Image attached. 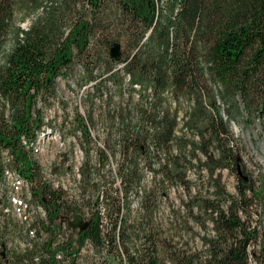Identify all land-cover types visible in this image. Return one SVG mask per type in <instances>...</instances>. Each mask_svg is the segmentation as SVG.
<instances>
[{
  "label": "trees",
  "instance_id": "16d2710c",
  "mask_svg": "<svg viewBox=\"0 0 264 264\" xmlns=\"http://www.w3.org/2000/svg\"><path fill=\"white\" fill-rule=\"evenodd\" d=\"M59 1L64 10L53 11ZM106 1L85 0L88 12L80 11L67 27L62 20L72 0H0V97L10 108L8 118L5 110L0 113V151L10 155L8 163L0 161V181L7 170L19 173L28 181L33 201L46 211L32 225L37 237L43 232L45 238L23 255L12 256L20 264H264V216L251 224L253 200L264 204V188L256 190L237 168L230 130V122L243 111L250 117L245 122L264 117V0H113L125 22L124 33L105 39L106 67L94 75L90 51ZM32 17L27 29L19 25ZM122 36L123 50L112 59L107 49L112 42L121 43ZM76 58L91 63L86 81L93 89L111 82L122 96L127 79L131 90L124 105L106 107L107 120L120 128L110 154L103 151L99 158L104 166L119 147L121 162L117 171H109L121 180L120 189L107 187L102 179L94 182L95 167L82 166L83 200L88 187L97 194L80 205L43 178L32 146L46 126L45 109L57 97V79L67 77ZM132 91H137L136 101ZM166 93L175 103L172 111ZM183 97L189 109L182 126L196 130L197 140L193 135L183 138L179 153L171 157L179 125L176 104ZM129 102L131 110L126 109ZM76 120L88 136L93 113L86 117L77 111ZM196 150L204 157L198 158V170L204 169L211 181L207 194L195 192L186 179ZM140 157L161 179L137 195L141 213L133 219L123 212L142 176ZM222 169L237 176L235 193L222 183L217 172ZM166 184L186 190L182 207L201 230L200 247L189 246L177 233L164 235L152 222L155 197L162 196ZM86 207L89 213L83 211ZM76 214L85 220L89 214L84 229L69 226Z\"/></svg>",
  "mask_w": 264,
  "mask_h": 264
},
{
  "label": "rangeland",
  "instance_id": "374dc122",
  "mask_svg": "<svg viewBox=\"0 0 264 264\" xmlns=\"http://www.w3.org/2000/svg\"><path fill=\"white\" fill-rule=\"evenodd\" d=\"M105 3L107 4L106 10L98 14L96 18L97 35L94 38L90 51L91 59L94 60V75H98L106 67L104 64L105 39L114 38L118 34L122 35L125 29V22L114 1L108 0ZM71 5L72 8L65 9V15H63L62 20V23L67 25V27L73 23L80 11H84V13L88 12L87 9L83 8V5L85 8L88 6L85 0H75L74 3L72 0ZM54 6L53 11L61 12L64 10L63 2L59 1ZM46 10L44 9V12ZM39 14H42V10H39ZM33 18L19 22V25L27 29ZM120 40V50H123V36ZM108 52L109 48L107 49V54ZM3 60L4 55H0V63ZM89 64L91 63L82 58H76L73 66L66 70L67 77H59L57 79V97L51 99V104L45 109L46 126L43 132H40L38 140L34 143L33 152V158L41 166L40 173L43 178L54 186L59 184L64 188L66 187L69 199L77 201L78 205L81 203L87 204L97 194L95 188L88 187L86 188L85 200H83L82 186L80 188L82 166H85V168L90 166L95 167L92 171L94 182L102 179V183L106 184L107 187L113 188L115 186V188L120 189L121 183L114 185L112 174L109 171L110 167L117 171L121 162V155L118 152L119 147L115 146L113 151H116V154L113 156L109 155V161L105 162L104 166L102 163H99V158L103 151L110 154L120 128L116 124H110L107 120L106 107H112L117 103L124 105L130 90L127 79H125L122 86V96L119 94L121 88L119 89L117 85L111 82H105L100 88L93 89L91 87L93 83L86 81L88 77L86 67L89 66L88 68H90ZM132 92L131 99L132 101H136L137 91ZM166 95L172 111L175 103L171 99L170 93H166ZM176 106L178 108L179 125L176 132L177 141L173 144H176V146L172 147L169 151L171 157L175 153H179L183 138L188 139L193 135L194 139L197 140L196 130H190L182 126L181 117L189 109L188 99L183 97ZM240 106L241 110H243L242 104ZM131 108L132 103L129 102L126 109L131 110ZM4 110L5 118H8L10 115L9 105L0 97V113ZM77 111L86 117L89 112L93 113L95 124L90 127L88 136L82 132L76 120ZM245 118L250 117L243 111L241 118L238 117L236 120L230 122V130L233 135L234 148L239 161L237 168L240 169L242 175H245L246 179L250 178V184L258 190L262 186L264 188V117L261 119L256 117L252 122H245ZM183 151L186 159H188L190 156L188 147L182 148ZM195 155V158L191 160L190 168L185 170L186 179L190 181L195 192L199 191L202 194H207L211 191V181L208 179L204 169L198 170V158L200 157L203 161L204 157L197 150L195 151ZM160 157L161 160L165 159L163 153H161ZM9 160L10 155L6 151H0V161L8 163ZM137 161H139L138 167L142 176L137 190L134 189L133 193L130 192L128 198H126V201L129 202L128 211L124 209L123 212H126L133 219L141 213L138 208L137 195H140L143 191L153 189L155 183L161 179L160 176L153 174L150 177L151 172L145 168L143 158L140 157ZM185 163L187 164V162ZM217 172H220L222 183L227 191L235 193L237 191V176L227 169L217 170ZM166 185L162 196L156 195L155 197L152 222L164 235H175L177 233L180 239L189 246L193 248L200 247L201 239L199 238V233H201V230L186 216L185 209L182 207V201L188 198L186 190L182 186L172 187L169 184ZM30 190L18 188L15 180L8 175L4 181L0 182V202L2 204L0 208V239L8 243L11 242V244H6L3 247H7V250L3 249L4 258L9 256L6 264H20L17 262V258H14L15 255H23L27 245L28 247L30 246L27 250H31V245L34 247L35 243H41L39 237L35 238L37 233L32 235L33 231L31 229H35L32 226L33 222L42 214L41 212L37 214V207H32L36 202L31 200ZM15 196L17 198H28L30 200L29 209L26 210L25 203H22V205L18 204V207L15 208L12 204V198ZM261 201L264 203V193ZM263 207L264 204H260L259 200H253L252 209L254 214H252V225L259 222L257 220L259 215L264 216ZM4 209H9V211H5ZM84 210L87 213L90 212L89 207L84 208ZM88 215L85 216L86 220L88 219ZM184 221H187L186 224ZM260 231L264 232V224L260 225ZM262 237H264V233ZM12 253H16L14 257Z\"/></svg>",
  "mask_w": 264,
  "mask_h": 264
},
{
  "label": "built area",
  "instance_id": "2783aa9c",
  "mask_svg": "<svg viewBox=\"0 0 264 264\" xmlns=\"http://www.w3.org/2000/svg\"><path fill=\"white\" fill-rule=\"evenodd\" d=\"M136 88H138V85H134ZM38 140V139H37ZM25 143H26V140L24 141ZM32 146H33V148H34V143L32 144ZM7 175L8 176H10L12 179H14L15 180V183L16 184H18V188H20V189H25V188H27V190L29 191V189H30V185H29V183H28V181L24 178V177H22L19 173H17V172H9V173H7ZM6 175V176H7ZM112 180H113V182L115 183V184H119L120 183V179L117 177V176H114L113 178H112ZM55 187H61V188H63L64 190H67V189H65L63 186H60L59 184H57V186H55ZM30 193H31V190H30ZM32 196V195H31ZM31 200H33L32 199V197H31ZM22 203H25L26 204V210L27 209H29V203H30V200H28V198L26 199V198H24V197H19V198H17L16 196L15 197H13L12 198V204H13V206L15 207V208H17L18 206V204L20 205H22ZM1 206H2V204H1V202H0V208H1ZM32 207H37V214H40L39 212H41V214L42 215H40V216H42V217H46V211H45V209L41 206V205H39L38 203H36L35 205H33ZM5 211H9V209H4ZM29 214V213H28ZM33 232H32V235H35V233H37V231H36V229H31ZM40 236H39V238H40V240H42V239H44L45 238V234L43 233V232H40ZM35 238H37V235L35 236ZM6 244L7 245H9V244H11V242H5V240H2V239H0V260H3V261H0V264H6V261L8 260V257H5L4 258V256L2 255V253H3V249H6L7 250V247H5V248H3L4 246H6ZM30 248V246L28 247V245L26 246V249H25V252L27 251V249H29ZM31 249H33V246L31 245ZM35 260H39V257L38 256H36L35 257Z\"/></svg>",
  "mask_w": 264,
  "mask_h": 264
},
{
  "label": "water",
  "instance_id": "95a60500",
  "mask_svg": "<svg viewBox=\"0 0 264 264\" xmlns=\"http://www.w3.org/2000/svg\"><path fill=\"white\" fill-rule=\"evenodd\" d=\"M120 53V43L117 41L112 42L109 49V56L112 59H117L120 56ZM68 223L71 228L84 229L89 224V221L85 220L81 214H76Z\"/></svg>",
  "mask_w": 264,
  "mask_h": 264
}]
</instances>
